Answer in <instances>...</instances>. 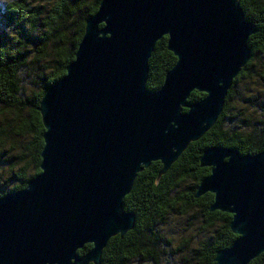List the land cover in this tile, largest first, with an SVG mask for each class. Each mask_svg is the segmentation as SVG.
Here are the masks:
<instances>
[{
	"label": "water",
	"instance_id": "obj_1",
	"mask_svg": "<svg viewBox=\"0 0 264 264\" xmlns=\"http://www.w3.org/2000/svg\"><path fill=\"white\" fill-rule=\"evenodd\" d=\"M256 30L239 0H101L40 101L41 173L0 196V264H102L109 240L135 226L124 198L137 175L154 161L167 172L212 128ZM165 35L177 61L150 90L149 59ZM194 90L206 96L189 103ZM200 160L211 173L195 197L213 193L210 211L232 214L238 235L214 260L249 264L264 252V150L211 145Z\"/></svg>",
	"mask_w": 264,
	"mask_h": 264
},
{
	"label": "trees",
	"instance_id": "obj_2",
	"mask_svg": "<svg viewBox=\"0 0 264 264\" xmlns=\"http://www.w3.org/2000/svg\"><path fill=\"white\" fill-rule=\"evenodd\" d=\"M100 1L10 0L4 5L0 13L4 24L0 29V196L27 187L41 173L46 129L40 101L66 74L86 21L97 12ZM239 2L246 19L257 27L248 39L250 60L235 78L212 128L192 141L167 172L160 171L161 161H154L137 175L124 198L125 210L135 213V226L109 240L102 264H217V251L238 237L230 226L232 214L210 211L213 193L195 195L199 183L211 173L200 160L208 146L235 147L243 154L264 150V0ZM167 42L168 35L158 40L149 59L150 90L163 85L177 61ZM205 96L194 90L188 102ZM251 108L257 113L252 114ZM197 213L205 238L176 244L167 231L169 219ZM92 247L87 243L78 252L85 255ZM249 264H264V252Z\"/></svg>",
	"mask_w": 264,
	"mask_h": 264
},
{
	"label": "rangeland",
	"instance_id": "obj_3",
	"mask_svg": "<svg viewBox=\"0 0 264 264\" xmlns=\"http://www.w3.org/2000/svg\"><path fill=\"white\" fill-rule=\"evenodd\" d=\"M10 0H0V13L6 4ZM4 26V24L0 21V29ZM250 110V109H249ZM252 114L257 113L251 108ZM200 213L195 215H187V216H180V215H173L171 217L170 222L167 227V231L173 238L177 240V243H180L184 239H190L192 241H198L200 239L205 238V233H201V222L198 221L200 218ZM178 257L172 258L171 260H176ZM134 264V263H131ZM138 264H145V263H138ZM149 264V263H147Z\"/></svg>",
	"mask_w": 264,
	"mask_h": 264
}]
</instances>
